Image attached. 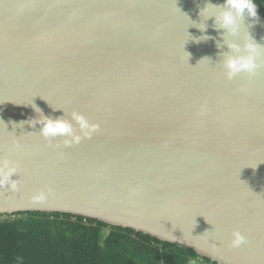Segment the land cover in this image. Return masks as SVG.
Segmentation results:
<instances>
[{"label":"water","instance_id":"obj_1","mask_svg":"<svg viewBox=\"0 0 264 264\" xmlns=\"http://www.w3.org/2000/svg\"><path fill=\"white\" fill-rule=\"evenodd\" d=\"M205 3L0 0V157L19 181L0 188V216L70 214L216 264H264V66L225 78L222 30L191 26ZM249 24L264 44V17L241 37ZM31 105L98 130L68 147L46 140L19 123L37 115ZM235 229L247 243L230 248Z\"/></svg>","mask_w":264,"mask_h":264},{"label":"trees","instance_id":"obj_2","mask_svg":"<svg viewBox=\"0 0 264 264\" xmlns=\"http://www.w3.org/2000/svg\"><path fill=\"white\" fill-rule=\"evenodd\" d=\"M255 3L264 17V0ZM13 216L0 220V264H216L180 244L81 216Z\"/></svg>","mask_w":264,"mask_h":264},{"label":"clouds","instance_id":"obj_3","mask_svg":"<svg viewBox=\"0 0 264 264\" xmlns=\"http://www.w3.org/2000/svg\"><path fill=\"white\" fill-rule=\"evenodd\" d=\"M198 15L201 18L200 22L191 21V26L198 28L201 33H206L208 25L205 22L209 19L213 20V28L217 32L222 30V42L217 41L216 47L218 50L225 47L228 49L218 53L220 56L219 63L224 69L225 78L231 81L241 74L254 77L257 71L264 66V59H262L264 58V44L257 42L252 36L249 31L251 24L247 26V31L242 37L241 30L242 26H245L246 20L257 21L259 19L255 0H222L220 4L206 0ZM237 37L241 38L239 40L234 39ZM190 39L199 43L212 39V37L204 34L199 37H190ZM202 59L210 58L204 57ZM31 107L37 115L19 123L27 124L29 127L39 125L41 136L49 141L62 138L66 147L78 144L82 139L91 138L99 127L76 111L63 112L61 116L52 117L45 115L37 106L31 105ZM56 110L58 109H53V111ZM15 174H18L17 162L9 157H0V188L7 187L11 192L18 191V179H11ZM52 195L54 193L51 189L41 190L31 199L42 202ZM245 243H247V238L238 229L233 230L228 246L239 248Z\"/></svg>","mask_w":264,"mask_h":264},{"label":"rangeland","instance_id":"obj_4","mask_svg":"<svg viewBox=\"0 0 264 264\" xmlns=\"http://www.w3.org/2000/svg\"><path fill=\"white\" fill-rule=\"evenodd\" d=\"M16 216L8 215V216H0V220H6L9 218H15ZM195 264H202L200 260H198Z\"/></svg>","mask_w":264,"mask_h":264}]
</instances>
